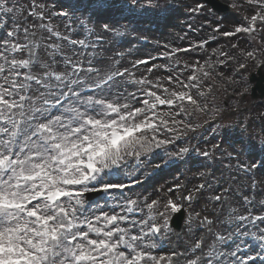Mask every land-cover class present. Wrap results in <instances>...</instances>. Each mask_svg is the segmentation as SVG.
Here are the masks:
<instances>
[{"label": "snow or ice", "instance_id": "obj_1", "mask_svg": "<svg viewBox=\"0 0 264 264\" xmlns=\"http://www.w3.org/2000/svg\"><path fill=\"white\" fill-rule=\"evenodd\" d=\"M246 2L255 6L254 14L221 35L264 31V0ZM153 3L144 0V10ZM135 4L125 0L116 12L122 15L125 7L134 12ZM114 7L115 0H90L89 22L95 17L103 33L115 31L120 21L108 11ZM77 11L69 5L49 12L35 0L25 9L0 0V15L12 20L9 29L8 20L0 19V30L5 31L0 38V264H264V251L245 257L238 255L239 244L236 250H225L238 235H251L264 250V214H254L247 197L244 213L231 207L222 219L204 216L200 227L205 232L190 249L154 254L158 237L170 230L169 210L177 213L181 206L172 199L161 205L160 199L148 202L126 195V189L142 183L138 177L127 182L132 180L129 169L134 172L155 149L172 143L160 138L175 131L170 125L188 127L183 119H175L187 113L186 105L204 110L206 105H200L191 89L203 97L197 73L205 78L209 73L186 63V69L191 67L188 82L180 75L153 81L135 78L128 68L97 67L95 52L81 51L96 45L72 35L77 22L84 28L83 14L77 17ZM52 16L69 18L64 32L51 23ZM214 31L219 32V26ZM196 48L203 49L204 43L164 56ZM241 55L255 59L253 51ZM147 63L141 59L133 67ZM129 84L136 90L129 91ZM187 152L182 148L174 155L182 158ZM240 167L251 171L258 165L253 161ZM96 195L103 203L94 199ZM184 198L191 202L194 197ZM217 225L224 231H215Z\"/></svg>", "mask_w": 264, "mask_h": 264}, {"label": "rangeland", "instance_id": "obj_2", "mask_svg": "<svg viewBox=\"0 0 264 264\" xmlns=\"http://www.w3.org/2000/svg\"><path fill=\"white\" fill-rule=\"evenodd\" d=\"M219 1L229 6L228 12L217 13L203 0H154L148 11L144 10V0H141L140 4H135V0H127L128 4H135V11L129 12L125 7L121 15L116 9L125 4V0H115V7L108 11L112 18L120 23L115 31L105 34L96 26L95 17L89 22L90 13L86 8L90 0H35L36 4L45 5L49 12L67 8L69 5L78 8L76 16L81 17L83 14L84 28L81 29V23L77 22L72 35L77 39L102 44L96 58L106 62L105 66L100 67L104 70L115 67L121 70L128 68L135 74V78L146 77L153 81L168 75H180L185 82H188L187 77L191 73V67H184L186 63L197 68L203 66L209 73L208 77H202L199 88L205 95L198 96V90L194 89V98L202 107L206 105L204 110L196 111L193 106L186 105L187 113H181L175 119H183L188 127L184 124L170 125L175 131L164 132L160 138L171 139L172 143L155 149L134 172L129 169V172H132V180L127 182L130 184L137 177L143 183V179H150L154 174L168 169L166 173H159L150 184H143L131 191L126 189L125 194L132 198L139 197L141 200L147 198L148 202L160 199L162 205L167 200L164 194L168 191V198L175 201L177 196L180 201L175 203L185 211L182 228L178 231L171 226L175 213L169 210L170 230L158 237V246L154 251L156 255L168 256L175 251L190 249L195 240L205 232L200 227L204 216L222 219L231 207H236L244 213L247 211L244 206L245 197L252 201L250 206L254 214H264V206L260 203L264 201V167H259L264 161V144L261 143L264 140V99L254 100L251 97L253 84L250 82L251 76L257 73L262 64L264 72V31L253 35H221L224 31H234V26L243 23L245 16L254 14L251 9L255 6L248 5L246 0ZM31 3L32 0H7V6L15 4L25 9ZM197 5L203 7L196 12L191 11ZM26 15L25 11L24 16ZM24 16H20V20H23ZM0 19L8 20L7 27L10 29V17L0 15ZM47 22L46 20L45 23ZM51 23L64 32L65 24L70 23V20L51 17ZM217 26L220 28L219 32L214 31ZM4 35L5 31L0 30V37ZM39 35L38 31L36 39H39ZM200 43H204L203 49L196 48L187 53L180 51L171 58L164 56L165 52L171 54L174 49L192 48V45ZM233 44L237 47L233 48ZM81 51L85 55L93 52L92 48ZM242 51H253L255 59L245 58L241 55ZM141 59L147 60L148 63L133 67ZM177 59L179 65L176 64ZM241 63L245 64L243 70ZM227 64H230V67ZM153 65L157 67L153 68ZM149 68H152L151 72L148 71ZM130 87L132 91L136 90L133 85ZM182 148H187L188 152L182 158L176 157L174 154ZM205 152L208 153L207 156L203 154ZM188 154L190 157L186 159ZM152 161L160 167L150 170L147 164ZM253 161L258 167L251 171H244L240 167V164L251 165ZM124 178L127 180V177ZM201 184L204 187L197 191ZM147 188L153 189L150 192L152 195L148 197L147 194L144 195ZM155 188L161 190V193L155 192ZM164 190L167 191L162 193ZM188 195L194 197L191 202L184 198ZM216 195L226 199L217 202L213 199ZM94 199L103 203L99 195ZM160 210H163L162 206ZM197 213L200 215L197 216ZM193 217L196 219L192 223ZM214 230L221 231V228L217 225ZM249 238L252 236L238 235L235 243L225 250H236L237 244L241 249L243 239L245 241ZM207 239L210 240L211 237ZM258 246L257 241L256 247ZM255 253L256 249L253 255ZM255 264L260 262L256 261Z\"/></svg>", "mask_w": 264, "mask_h": 264}, {"label": "bare ground", "instance_id": "obj_3", "mask_svg": "<svg viewBox=\"0 0 264 264\" xmlns=\"http://www.w3.org/2000/svg\"><path fill=\"white\" fill-rule=\"evenodd\" d=\"M52 17H55L56 19H58V18H60V16H52ZM62 18H65V17H62ZM1 38V37H0ZM92 44H94L93 42H92ZM95 45L97 46V48H95V49H92L94 52H95V54H99V50L101 49V47H102V44H99V43H97V42H95ZM206 45V44H205ZM104 46V45H103ZM100 61V63H98L97 64V66H99V67H103V66H105L106 65V62L104 63L103 61H101V60H99ZM227 66L228 67H230V64H227ZM131 84H129V85H127V87H128V89H129V91H132V87H130L129 88V86H130ZM190 157V155L188 154V155H186V159L187 158H189ZM157 163H155L154 161H152V162H148V164H147V167H149L150 168V170H153V169H158V168H156L155 167V165H156ZM159 173H166V171L164 170V171H162V172H158V173H156V174H154V176H152V178H151V180H150V182L153 180H155V178L159 175ZM150 182H149V184H150ZM140 187V186H139ZM146 187V186H145ZM145 187H143V188H145ZM148 190H146V192L144 193V195L146 196V194H147V196L146 197H148V196H150V195H152V194H150V192L153 190H151L150 188H147ZM165 191H167V190H164L162 193H164ZM155 192H159V193H161V190H158L157 188H155ZM143 195V196H144ZM165 196V198L166 199H169L168 197V191L164 194ZM180 201V199L176 196L175 197V201L174 202H179ZM189 202V201H188ZM147 211V209H145V212ZM195 217H193L192 218V223L195 221ZM220 226V228H221V232H223L224 231V228H223V226H221V225H219ZM193 233H194V230L192 231ZM226 234V233H225ZM237 238H238V236H236V237H234V239L232 240V242L230 243V244H227V245H225V248H228V247H230V245H233L234 243H235V241L237 240ZM247 238V237H246ZM256 244H257V241L252 237V238H249V239H245V241H244V239H243V241H242V244H241V249H240V251L238 252V255H240V256H247L248 254H253L254 252H255V249H256V251L257 252H261V251H264V250H262L261 248H259V246L258 247H256ZM230 251H231V249H229ZM256 254V253H255ZM258 262H260L259 260H257Z\"/></svg>", "mask_w": 264, "mask_h": 264}, {"label": "water", "instance_id": "obj_4", "mask_svg": "<svg viewBox=\"0 0 264 264\" xmlns=\"http://www.w3.org/2000/svg\"><path fill=\"white\" fill-rule=\"evenodd\" d=\"M205 1L209 4H211L213 6V8L218 12H226L228 10L227 7H221L222 5H220L218 3V1H216V0H205ZM260 75L261 76L259 78H257L256 76H253L251 81L252 82L257 81V85L253 89V91L255 93V97H258L256 92L259 91L261 93V95L259 97L263 98L264 97V75L261 72H260ZM183 218H184V213H182L180 216H178L176 219L173 220V226L176 229H178V230L181 229Z\"/></svg>", "mask_w": 264, "mask_h": 264}]
</instances>
